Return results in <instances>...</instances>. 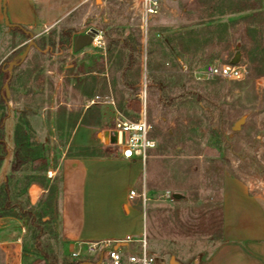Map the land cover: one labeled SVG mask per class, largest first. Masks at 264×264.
<instances>
[{
    "label": "rangeland",
    "instance_id": "1",
    "mask_svg": "<svg viewBox=\"0 0 264 264\" xmlns=\"http://www.w3.org/2000/svg\"><path fill=\"white\" fill-rule=\"evenodd\" d=\"M35 2L45 26L32 32L36 47L12 67L7 94L3 87L6 105L0 102L1 137L7 140L19 126L26 138L22 169L6 173L16 206L10 211L32 212L19 218L9 264H77L60 234L57 166L68 142V155L118 154L103 137L104 131H115L108 109L112 99L121 108L118 120L143 114L155 140L142 161L138 188L146 198L138 204L149 250L158 264H170L171 257L177 264H199L219 239L222 177L247 182L264 198V76L205 80L195 71L207 63L230 62L237 53V62L249 65L242 46L251 45V28L259 22L264 33V3H248L257 7L250 13L225 15L231 7L215 1H163L144 24L134 0ZM244 16L250 19L241 21ZM2 30L5 51L21 43L3 62L18 61L29 36L14 31L8 37ZM62 30L75 34L70 47L55 54ZM95 32L101 37L94 38ZM6 68L0 83L8 76ZM92 100L82 123L100 115L104 123L85 132L81 127L70 141L78 116ZM89 136L97 138L96 145L72 151ZM11 154L0 167L9 165ZM49 179L52 192L44 189L36 197L32 191L30 205L26 185L44 187ZM165 191L180 196L165 198ZM3 260L0 256V264Z\"/></svg>",
    "mask_w": 264,
    "mask_h": 264
},
{
    "label": "crops",
    "instance_id": "2",
    "mask_svg": "<svg viewBox=\"0 0 264 264\" xmlns=\"http://www.w3.org/2000/svg\"><path fill=\"white\" fill-rule=\"evenodd\" d=\"M163 1L176 3L180 0H158V3L161 5ZM200 1L206 4L215 1L230 7L237 3L236 0ZM247 2L264 3V0H247ZM253 10L255 11V9ZM4 13L10 24L22 26L24 30L31 33L39 29L40 25L45 26L35 0H0V32L3 31L2 29H7L5 33H8V37H12L14 31L19 32V30L4 24ZM241 13L250 12H235L233 9L232 11L229 9L223 14L240 15ZM72 33L70 34V44ZM79 36L81 35L78 34L77 37ZM20 46L21 43H18L5 51V45L0 40V64L4 58ZM49 47L52 48V44ZM56 47L55 54H58L57 52L62 48H58L57 43ZM176 60L180 61L178 57ZM18 65L13 66L14 69ZM10 77H12L11 74ZM93 102H88L83 112L78 116L70 141L74 139L76 131L81 127L84 128L83 131L85 132L87 129L101 127L104 123V116L102 115L94 122L82 123ZM108 103L112 105L108 106V109L113 118L107 120L114 123L116 119H120L118 114H120L121 108L119 104L118 107L114 105L113 99ZM110 133L115 135L117 142L124 140L122 132L112 131ZM4 141L7 148L6 154L11 152L13 156L15 141L12 131L8 134L7 140ZM70 143L68 142L64 147L57 166L60 171L58 198L60 234L70 250L75 247L78 241L121 239L127 235L138 238L145 231L144 212L138 204L140 197L136 196L130 199L128 193L131 189L139 193L138 188L142 182L143 173L142 160L137 157L126 159L119 154L72 153L68 155L66 152L70 148ZM96 143L97 138L89 136L87 144L78 143L75 146L77 149L74 150L73 147L72 151L79 152L85 150L86 147L90 149ZM11 161L9 165L3 162L0 167L1 186L6 177H8V186L10 184V176H6L7 171L11 175L18 172L10 171ZM50 183L51 179L44 187L36 182H30L26 185V194L30 205L34 203L32 191L37 197L41 192L47 190ZM15 207L13 205L8 212H11L10 210L15 209ZM220 220L219 239L199 264H264V198L253 192L247 182L230 174H225L221 180ZM21 223L22 220L12 215L0 216V256L3 257L5 264L11 263L13 258L9 250L16 249L18 225Z\"/></svg>",
    "mask_w": 264,
    "mask_h": 264
},
{
    "label": "built area",
    "instance_id": "3",
    "mask_svg": "<svg viewBox=\"0 0 264 264\" xmlns=\"http://www.w3.org/2000/svg\"><path fill=\"white\" fill-rule=\"evenodd\" d=\"M140 13V20L146 23L147 19L157 13L158 0H134ZM94 38L101 37L97 32L93 33ZM200 79L223 78L227 80L239 81L245 78L247 66L244 62L235 64L227 63H207L199 70L195 71ZM93 102V100H92ZM114 130L124 134L122 142L114 143L116 152L123 158L131 159L137 157L144 161L147 151L155 147V140L149 135L150 125L143 114L138 120H116ZM129 198L140 197L145 201V193H137L131 189ZM165 198H171L173 193L163 192ZM262 195L261 193L259 194ZM115 248L116 244H119ZM70 256L79 264L82 261L98 264H158L155 255L149 250L145 231L138 237L129 235L121 239H105L90 242L78 241L70 251Z\"/></svg>",
    "mask_w": 264,
    "mask_h": 264
},
{
    "label": "trees",
    "instance_id": "4",
    "mask_svg": "<svg viewBox=\"0 0 264 264\" xmlns=\"http://www.w3.org/2000/svg\"><path fill=\"white\" fill-rule=\"evenodd\" d=\"M237 4L231 5V11L235 12H243L247 11L248 9H256L257 7L252 5L249 6L247 0H236ZM250 19V16H244L241 18V21H248ZM15 29L19 30L20 33L26 36L24 33V28L22 26L15 25ZM263 27H261L260 22L257 24V27L251 28V32L253 34V40L250 46H245L243 44L242 49L244 50V55L246 56V60L248 61L249 65H247V77H257L260 75L264 76V33L262 32ZM248 29V28H247ZM255 29V30H254ZM263 33V34H262ZM70 34L71 32L69 30H62L58 37V48H68L70 45ZM52 44V48H53ZM8 62L4 60L0 64V76L4 75L3 71L5 69V65ZM8 76L3 77V81L0 83V102L4 105H6V99L3 96V84L7 80ZM11 77H9L8 82L10 81ZM2 80V79H1ZM7 82V84H8ZM5 116L0 117V129L3 126V119ZM25 136L22 135V130L19 128V126L16 127L14 132V141H15V149L13 151L12 161L10 165V171L15 172L19 171L21 169V165L26 161L25 156L27 155L24 153L22 149V144L25 143ZM0 162L5 158V155L7 153L6 143L4 139L0 135ZM8 177H6L5 181L3 182L2 186L0 187V216L4 215H12L16 218H22L27 215H32V212L29 210H23L22 208H19V213L15 214L13 212H8L10 208L13 207V204L10 200V191L8 186ZM51 186L47 188V192H52ZM10 213V214H8Z\"/></svg>",
    "mask_w": 264,
    "mask_h": 264
},
{
    "label": "water",
    "instance_id": "5",
    "mask_svg": "<svg viewBox=\"0 0 264 264\" xmlns=\"http://www.w3.org/2000/svg\"><path fill=\"white\" fill-rule=\"evenodd\" d=\"M4 24H5L6 26H8V27H15L14 24H10V23L8 22L5 13H4ZM93 31H94V30H93ZM24 32L29 36L28 43L26 44V46H25V48H24V51L22 52V54H21V56H20V58H19L18 61L11 60V61H9V62L7 63V68H6V70H7V72H8V78H7V80H6V82H5L4 86H3L6 94H7V91H8V84H7V82H8V79H9V77H10L12 67H13V66H16V65H18V64H20V63L24 60V58L26 57V54H27V52H28V50H29V48H30L31 46L36 47V44H35L34 41H33V38H34V37H33V34H32L31 32H29V31H27V30H24ZM237 59H238V53L235 55V58H233V59L230 61V63H231V64H235V63H237ZM240 122H241V120H238L237 122H235V124H234V126H233V130H237V129L239 128V126H240ZM103 137H104V141H105V142H109V143H116V142H117L115 135L112 134V133H110V132H108V131H104V132H103ZM173 196H174V198H178L180 195L177 194V193H175V194H173ZM119 245H120V243H119V244H116V245H115V248H116L117 246H119ZM98 263H99V260H98L97 262H95V263H90V262H87V261H82V262H80L79 264H98ZM169 263H170V264H177V263L174 261V258H173V257L170 258Z\"/></svg>",
    "mask_w": 264,
    "mask_h": 264
}]
</instances>
